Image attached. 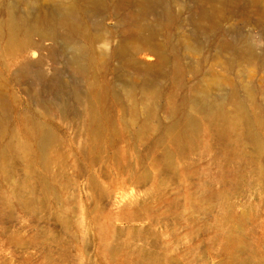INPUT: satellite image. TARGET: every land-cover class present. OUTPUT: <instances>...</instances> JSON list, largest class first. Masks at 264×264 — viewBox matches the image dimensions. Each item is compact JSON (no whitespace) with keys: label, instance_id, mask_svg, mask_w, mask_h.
Instances as JSON below:
<instances>
[{"label":"bare ground","instance_id":"bare-ground-1","mask_svg":"<svg viewBox=\"0 0 264 264\" xmlns=\"http://www.w3.org/2000/svg\"><path fill=\"white\" fill-rule=\"evenodd\" d=\"M75 1L84 14L103 5V0ZM112 1L121 5L131 0ZM132 1L137 9L126 17L136 23L113 49L119 59L118 83L111 87L88 72L85 61L91 63L82 45L87 32L76 7L67 6L46 20L16 11L12 4L5 7L0 16L4 68L8 55L19 56V77L33 74L38 81L50 83L43 72L32 71L27 54L41 50L42 40L59 36L67 42L78 40L70 66L81 83L72 81L67 86V100L48 98L51 106L34 100V113L21 115L16 127L0 73V188L9 191V199L1 201L0 222L9 215V202L27 217L37 214L36 206L46 209L52 202L54 218L62 232L72 236L78 254L87 256L90 238L99 264H198L205 253L219 257L218 264H264L263 190L256 201L240 208L232 200L245 190L255 192L264 182L259 166L264 154V54L234 38L207 45L187 34L183 47L193 54L168 64V54L154 35L161 24L172 20L170 11L153 16L158 24L154 26L144 21L152 2ZM257 1L244 3L248 7ZM193 2L197 5L190 6L187 20L202 34L231 12L229 0ZM142 53L156 60L142 61ZM164 64L179 92L159 100L163 91L153 70ZM52 75V86L65 87L70 81L60 75V68L55 67ZM106 99L121 103V112L111 113ZM53 117L65 124V143L50 126ZM140 147L150 151L142 169L136 153ZM112 148L110 174L102 158ZM194 154L207 158L205 168L194 170L186 163ZM68 168L83 182L71 199L64 193L68 184L63 173ZM18 170L23 174L19 171L16 177ZM132 181L135 191L116 195L117 189ZM1 233L9 243L19 242L3 229ZM189 236L196 242L186 246L184 239ZM51 239L61 246L58 237ZM50 259L46 264L62 263V258L57 260L60 263ZM83 261L88 263L87 258Z\"/></svg>","mask_w":264,"mask_h":264},{"label":"rangeland","instance_id":"rangeland-1","mask_svg":"<svg viewBox=\"0 0 264 264\" xmlns=\"http://www.w3.org/2000/svg\"><path fill=\"white\" fill-rule=\"evenodd\" d=\"M150 1L152 3L145 14V22H150L156 26L158 24L152 19L153 16H157L159 13L162 14L164 9L169 10L171 13L172 20L166 26L161 24L154 35L155 39L160 42L162 49L168 54V64H171L170 62L173 61H179V59L184 61L186 56L193 54L184 50L183 47L184 41L187 40L185 36L187 34L191 35L190 37L194 41H202L203 44L207 43V45H214L212 43L216 42L218 39L226 40L234 38L239 44L252 47L261 55L264 54V0H258L254 3L255 5L248 7L245 6V0H229V3H232L230 5V14H225V17L222 19L217 18L216 22L211 23L207 33L204 34H202L200 30L196 31L195 25L189 24L187 20L190 13V6L191 9H194V5H197L193 0ZM199 1L201 2V0ZM10 4L14 6L16 11L37 14L44 20H46L47 15L49 17L59 15L67 6L73 5L76 7L75 10L79 13L78 16L81 20L82 28L87 32L86 38L82 40V45L85 49L87 48L86 57H88V61L91 63L88 64L87 61H85L89 74L97 78L101 85L107 87H111L117 82L116 65H118L119 59L113 53V49L117 42L126 37L128 30L136 23V21L126 17L127 14H131L137 9L136 4L132 0L121 5H115L112 0H103V5L94 7L91 11H88V14H84L75 0L71 3L64 1L62 3H53L49 0H2L0 3V16L3 15L5 7H8ZM205 6L202 7L205 8ZM257 16L261 19L257 18ZM162 20L165 21L164 19ZM32 38L36 39L37 37L33 35ZM77 42L78 40L67 42L59 38V36L52 39H44L42 40L41 50H31L27 54V59L31 64L32 71L39 70L43 72L48 77L47 80L50 81V83L38 81L33 74H30L28 76L29 78L19 77L17 70L22 60L19 56H7V69L4 68L0 61V73L7 91L11 114L14 118L12 126H18L16 120L19 119L21 115L31 112L34 113L32 110L34 100H42V104L51 106L48 98L54 97L56 100V97H60L62 100H67V86L70 85L72 81H77L80 85L81 78L77 77L76 79L72 75L70 66V61H73L75 57L73 45ZM106 53L109 54V57L103 59ZM139 58L149 63H153L156 60L153 55H149L148 53L140 54ZM168 64L156 66L153 70V74H155L157 79H160L159 82L163 91L159 100H164L168 95L179 92L176 91L178 88L176 89L174 81L171 79ZM55 67L60 68V75L63 78L70 80L65 87H55L51 85L54 78L52 72ZM252 68L256 70L255 67ZM128 73L127 71V76ZM117 88L119 87L117 86ZM173 100L177 103L179 102L177 97ZM106 105L111 113L119 114L121 112L122 104L117 103L113 99L109 101L106 99ZM158 111L160 115L164 114L161 109H158ZM72 115L73 113L70 107L68 117L70 118ZM48 121H50V126L53 128V131L61 137L63 143H65L67 139V135L64 132L65 124L59 122L58 119L54 117L52 120ZM67 121L71 122V120ZM120 146L121 143L119 142L117 147ZM132 148L131 145V152H133ZM112 151L113 148L109 149L106 156L102 158V164L105 165L107 173L109 172L110 174L113 169V160L110 158V153ZM149 152L148 147H140L136 151L140 158V169L145 167ZM209 157L210 156H208V158ZM206 161L207 158L198 157L196 154L186 159V163L188 162L192 168H195L194 170L205 168L207 166ZM259 166L264 170V154ZM17 173L18 175H15L16 177L19 175L22 176L23 174L21 170H18ZM63 176L68 184L67 189L64 191L65 196L71 199L75 194L81 191L83 186L82 179L77 177L71 168H68L63 173ZM263 183L264 182H261L259 183L260 185H257L255 192H248L245 190L242 194L234 195L235 197H233L232 200L239 205L238 208L245 202L252 203L256 201V197H260L262 190L264 194ZM135 185L136 183L132 181L131 184H127L125 189H117L116 195L120 196L121 194L119 192H127L126 194H128L133 192V190L135 191ZM6 198L9 199V191L1 187L0 208L1 204H3L1 201ZM106 202H108V199L104 201V203ZM50 203V207L48 206L46 209L36 206L35 209L37 214L33 217H27L13 202H9V207L7 208V214L9 215L0 222V264H46V259L50 258H53L55 261L62 258L61 264H77V260L79 262L81 261L80 264H99L94 255V249L90 238H87L89 239L87 240V256L85 257V255L78 254L76 251L77 249L74 248L75 244L72 241V236L69 233L62 232L58 222L54 218L56 207L52 202ZM250 206L249 204V207ZM3 210V208L0 209V211ZM118 225L120 226L122 223L118 222ZM2 229L6 231L8 236H15L19 242L9 243L8 239L6 240L5 236L2 235ZM40 235L41 237H38ZM53 236L58 237L62 241L61 246L51 239ZM79 237V239L82 240V235L79 234ZM35 241L38 242V244L36 243L37 245L34 244ZM189 242L196 241H194L193 237L189 236L184 239V244L187 246ZM39 243L41 245H39ZM200 248H202V245ZM75 256L79 257L76 258ZM82 258H87L88 263H84L85 261H83L84 259L81 260ZM219 260L220 258L214 253H205L199 258L197 263L218 264ZM100 264L108 263L101 262Z\"/></svg>","mask_w":264,"mask_h":264}]
</instances>
